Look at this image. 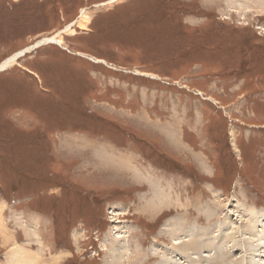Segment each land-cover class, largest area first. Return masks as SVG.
Here are the masks:
<instances>
[{
  "label": "rangeland",
  "instance_id": "rangeland-1",
  "mask_svg": "<svg viewBox=\"0 0 264 264\" xmlns=\"http://www.w3.org/2000/svg\"><path fill=\"white\" fill-rule=\"evenodd\" d=\"M111 1L0 0V64L24 51L0 88L45 72L33 114L0 95V264H245L236 226L264 218V0Z\"/></svg>",
  "mask_w": 264,
  "mask_h": 264
},
{
  "label": "bare ground",
  "instance_id": "bare-ground-1",
  "mask_svg": "<svg viewBox=\"0 0 264 264\" xmlns=\"http://www.w3.org/2000/svg\"><path fill=\"white\" fill-rule=\"evenodd\" d=\"M118 1L120 0H112L110 3H114ZM82 18L84 19L87 18L84 12H83ZM60 41H61L60 38L53 37L49 39L48 41L44 40V43L57 42L60 44ZM23 55H24V51L19 52L15 54L13 57L8 58L6 61L0 64V72H3L15 66L18 63V60ZM245 215L247 216V219H246L247 222L245 226L242 225V227L244 228L241 229L239 226L238 227L236 226V228L238 229L237 233L239 234L240 240L242 241V245L248 253L245 259V264H255L256 257H261L260 261H257L258 264H264V218L262 219V215L258 214L255 210H250V211L246 210ZM163 229L164 227L162 228V230ZM213 229H214V226L213 228H209V229L207 228L206 231H195L192 229L190 231V235L194 238L209 239L211 236V233L213 232ZM258 241H260L261 244L255 245V243H257ZM179 243H180V239L174 240V244L177 245ZM157 251H155V253H158ZM217 264H223V263H217ZM240 264H242V262H240Z\"/></svg>",
  "mask_w": 264,
  "mask_h": 264
},
{
  "label": "trees",
  "instance_id": "trees-1",
  "mask_svg": "<svg viewBox=\"0 0 264 264\" xmlns=\"http://www.w3.org/2000/svg\"><path fill=\"white\" fill-rule=\"evenodd\" d=\"M168 11H170V10H168ZM172 13H173V11H172ZM16 39H19V38L17 37ZM13 40L11 42H14ZM7 44L8 43H6L5 46H9ZM77 58H78L77 60L80 59L79 57H77ZM84 62L85 61L83 60L82 63H84ZM87 64H91V66H95L93 63H91L89 61L87 62ZM32 69H34V70L38 71L39 73H41V75L43 76V82L45 83V76H44V73L45 72L44 71L37 70V69H35L33 67H32ZM11 72H8V73H11ZM21 72H23V71H19L18 75ZM12 73H15V71H13ZM26 75L29 77V74L26 73ZM11 77H13V76L0 74V86H3L4 84H5V86L13 84L14 81L10 79ZM7 81H9V82L6 83ZM22 84H23V82H21L20 87L23 86ZM29 86L31 87L29 91H24L23 89L21 91L19 89L20 87H17V88H14V89L13 88H10V87L7 88V89L1 87L0 88V95L2 96V100H1L2 106H4V108L7 111H11L12 109H15V108H17V109L18 108H24V105L22 104L21 100H25L27 102L28 100H27V97L26 96H32L33 95V97H35L36 95L37 96H41L44 93L41 90H36L37 86L34 83H32V82L29 83ZM45 86H46V84H45ZM64 86H65V83L62 84V87L57 86V91L53 90V92H56V94H51L50 91H52V89L49 87L48 88L49 91L47 92V94L48 95H55L54 100L61 101L62 94H63L62 90H63ZM46 89H47V87H45V90ZM32 91H33V93H32ZM25 104H26L25 106L28 107L29 106V101H28V105H27V103H25ZM78 106L80 108V112H79V117L76 120V123H79V120L80 119H81V121H85L88 118V117H86L85 113H87L89 115H92L91 111H89L88 109L87 110L86 109L85 110H82L81 109V106L79 104H78ZM67 122H68V119L65 120V121H63V123H61V124H66ZM10 126L13 128V131H10V132H14V134L12 133V135H15L16 136L17 133H16L15 130H17V132H18V129H14V127L12 125H10ZM5 134L6 135L4 136V140H3L4 143L7 142V140L8 141H11L14 138V137H12L11 133H5ZM3 152H4V150H3ZM19 174L22 175V172L20 171Z\"/></svg>",
  "mask_w": 264,
  "mask_h": 264
},
{
  "label": "crops",
  "instance_id": "crops-1",
  "mask_svg": "<svg viewBox=\"0 0 264 264\" xmlns=\"http://www.w3.org/2000/svg\"><path fill=\"white\" fill-rule=\"evenodd\" d=\"M80 58V57H79ZM92 58V57H91ZM84 58H80V60H83ZM85 60V59H84ZM88 60V59H87ZM80 62H83V61H80ZM94 62V61H93ZM25 69V68H24ZM27 70L26 71H23V72H21L20 74L23 76V77H27V75H26V73L27 74H29V77H28V80L30 81V82H32V83H34L36 86H37V88H36V90H40V88H39V84H38V82L40 83V84H42L43 83V76L41 75V73H39L38 71H36V70H34V69H32V68H26ZM7 71H5V72H3L2 73V75H11V73L13 72H11V73H6ZM19 72L17 71L16 72V74H18ZM93 79V78H92ZM43 85V84H42ZM44 88V87H43ZM45 89V88H44ZM35 90V91H36ZM50 93L51 94H56V92H53V91H50ZM21 102H22V104L24 105V108H15V109H12L11 110V112L12 113H14V112H17V110L19 111H27V113H31V114H33V110L30 108V106H28V107H26L25 105V103H27V105H28V101L26 102L25 100H21Z\"/></svg>",
  "mask_w": 264,
  "mask_h": 264
},
{
  "label": "water",
  "instance_id": "water-1",
  "mask_svg": "<svg viewBox=\"0 0 264 264\" xmlns=\"http://www.w3.org/2000/svg\"><path fill=\"white\" fill-rule=\"evenodd\" d=\"M43 44H44V43H42L41 45H38V46H41V47H42ZM47 45H48V44H47ZM34 46H35V45H34ZM59 46H60V45H59ZM34 50H37V49H33V51H34ZM30 53H32V51H31ZM30 53H29V54H30Z\"/></svg>",
  "mask_w": 264,
  "mask_h": 264
}]
</instances>
